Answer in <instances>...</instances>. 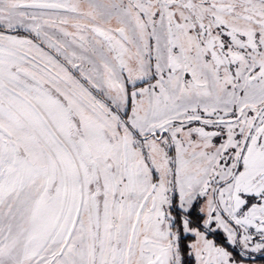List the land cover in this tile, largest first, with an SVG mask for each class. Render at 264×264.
<instances>
[{"label":"snow or ice","instance_id":"obj_1","mask_svg":"<svg viewBox=\"0 0 264 264\" xmlns=\"http://www.w3.org/2000/svg\"><path fill=\"white\" fill-rule=\"evenodd\" d=\"M0 264H264V0H0Z\"/></svg>","mask_w":264,"mask_h":264}]
</instances>
